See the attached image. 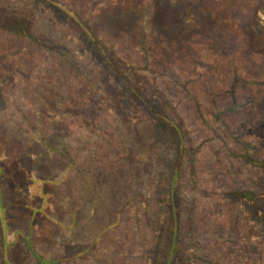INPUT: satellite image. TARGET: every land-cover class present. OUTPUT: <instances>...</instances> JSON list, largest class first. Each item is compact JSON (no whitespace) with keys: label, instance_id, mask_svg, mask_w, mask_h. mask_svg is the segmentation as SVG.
<instances>
[{"label":"rangeland","instance_id":"rangeland-1","mask_svg":"<svg viewBox=\"0 0 264 264\" xmlns=\"http://www.w3.org/2000/svg\"><path fill=\"white\" fill-rule=\"evenodd\" d=\"M133 1H135V3L137 2L136 5L138 6L137 11L134 13L144 15L138 16L139 22L131 21L133 17H131V14L129 13H131L134 7L126 6L124 17H119L117 14L115 18V14L113 15L112 21L108 22L103 16V20L98 23L97 20L95 21L96 14L110 12L117 13L119 7L115 0H105L103 3L101 2V4L96 3L94 0H35V3L31 0H0V11H3V13L0 14V52L6 56L9 55L7 52L13 54L7 56L9 60L5 62V70L0 68V77H4V83H2L3 87L0 89V104L3 109H5H0V164H2L5 170L14 165V173L20 172L17 170L19 167L21 171H24V175L29 174L32 170L37 172H42V169L44 170L42 163L46 161L48 163L47 158L40 156H37L39 158L35 157L44 150L43 147L37 143L40 140L34 142L28 141V133L31 134L33 132V129H31L30 126L33 125V127H38V132L41 131L42 133L40 134L47 138L54 137L56 128L60 133L58 134L59 136L57 140L54 138L51 140L52 143L53 141H57V143L60 142V145L65 144L66 146L81 143L79 145L80 149L82 146L85 149L87 148L85 142H88L89 136H91L90 139L93 142L94 139L99 140L100 150L106 151L112 160H114L115 154L120 153L125 155L126 159L124 162H126L125 165H127V168L124 166V168H120L122 171L121 174H119V172L117 174L115 173V169L109 168L111 173H115L116 175V177L113 175L111 177L105 176V173H107L106 169H108L107 166H102L101 162L96 164L95 173L98 174V178L93 182V186L97 189L101 186V188L105 190V198H110L108 201H106V199V202L95 200L92 197L85 199L82 193H80V197H78L74 183L68 184L69 182L62 181V176L54 172V166L51 165L53 169H49L52 173L50 174L51 179L48 181L51 183V186H49V193L54 197V207L56 205L58 212L50 219L41 216L36 218L34 216V221L32 220V214H28L25 209L21 211L22 208H17L16 205L18 204L15 202L16 199H14L12 191H10L12 189L15 190V198L18 194L21 196V193L23 192L20 191L21 187L18 186L20 184H11L7 177L1 179L0 264H16V262L19 264H171L170 261L173 259H177L178 264H185L175 253L170 254L171 250L167 248L169 238L168 233L172 227L171 218L167 215L164 217V212L162 210L163 207H160L158 202L152 203V209H155L154 211L151 210L152 214L158 221H160L161 225H159L155 232L157 234L152 235L155 238V242L153 244L154 250H152L149 262L146 258L149 257V254H144L142 251L141 255L144 256L142 257L140 255L139 258L137 257L138 254H140V250L143 248L142 246L134 248L132 245L133 243H131V245L128 243L129 246L126 245L121 248L122 245L120 246L118 244L117 237L120 235V241L125 238L122 237V234L124 233L121 234V229L124 230L127 227V224L120 223L116 226L117 223L115 225L113 223L114 217L105 219L102 207L108 208V212L112 210L113 212L117 211L116 215H118L120 208L117 210L118 204L115 205V201L112 200H117L115 196L116 194L128 190L129 182H131V185L135 186L134 196L130 194L128 197L129 201L134 202L135 198L137 203L140 196L146 201H154V196H156L155 193L164 191V184L167 180L166 177L169 175L164 172L175 167V163L178 162L177 158H181L180 162L183 163L184 176H186V179L192 176V173L195 174L194 176L202 173V177H206L207 173L210 171L209 169L213 165L212 162L207 161L208 158L206 157V154L208 150L203 148L201 152L194 151L192 153L190 151H183L177 153L175 156L172 154L173 151L167 146L162 147L164 151L161 150L162 152L158 154L157 158H155L154 148L147 146L144 141H139V136L137 141L132 139L133 134L130 129L133 127H130L129 124L131 121H135L134 116H138L139 114L137 104H130L129 106V103L125 101L123 97L118 99L124 88H121L119 86L120 84L118 85L115 83L112 76L107 75L108 77H104L103 71H105V66L106 68L109 66L112 72V68H114L121 73H126L128 72V68H133V73L131 74L133 76H143L144 79H147L150 84V90L147 92L150 94H156L153 97L154 99H152V96L148 99L150 107L155 104L158 106L159 99L157 96L162 93L166 100L164 111H166L168 116L171 117L177 125L181 126L182 129L191 130L196 123V116L199 113L197 110L200 108L203 111L208 110L210 106L213 107L209 98V93L217 88L216 83H214L213 80L225 84L228 82V79L222 77L220 72V70L223 71V65L220 66L223 58L219 62L220 59L216 58V53H210L208 50L201 49L199 45H196L197 40L195 36L189 33V35L184 34V37L183 35L181 37L186 40H181L180 42H182V44L188 43L187 45L192 48L190 49L192 52L189 54L190 59L194 61L193 66L195 68L192 73H189L188 71L193 68V66H190L188 71H185V63L180 64L178 67L183 69L186 74L183 77H178L181 73L176 70L177 75L172 78V81L167 77L159 76L160 74L158 73H161L160 67L156 64L154 57L148 56L141 49L148 48L150 49V52L156 49V46L154 45L156 44V34H163L164 31L168 30V28L165 27L168 20L172 21V23H177L169 28L170 32H184L183 28H185V24L183 22L184 20H187L189 16L191 17L190 14L192 11L193 15L196 11L199 13V18L197 20L192 22L193 16L190 19L191 27L198 31L201 26H204L206 21H213L215 23L220 21L223 22L226 34L238 33V30L244 31L245 26L250 27L259 22V19H253V15L256 10L258 13H260L259 9L264 11V0H260V3H258L259 0H207L209 5L212 3L213 6L220 9L219 11L223 13L222 20L216 16L206 15V12H202L209 7V5L204 4L206 0ZM31 2L33 4H31ZM30 4L32 6H30ZM58 6L64 7L65 10L76 11L80 16L81 21L91 26V29L94 30L97 37L103 40L105 50H103L101 56H104V61H102V58H99L100 55L96 54V57L89 55L90 57L87 56L88 58L84 61L85 64L82 65L73 59L74 53L72 51L70 52L69 45L66 46L64 44H54L53 46V48L59 49L57 51L59 54L60 52H63L60 55H57L52 46L47 44L52 56L57 55L54 58L61 62L62 65L59 62L55 65L54 61L50 59L53 63L48 66L49 62L47 58H51L49 55V57L45 56L46 58L40 57L39 59H41V61L37 59L38 55L36 51L39 48L35 47L36 43L42 44L45 36L41 25H49L50 21L47 17L53 19L56 12H61ZM14 7L16 10H20L21 13L16 14L15 11H12V16L15 17L9 19V22L11 23L9 25H12L13 27H11V29H13L12 33V30L9 29L10 27L8 28V26H6L7 24L4 22V17H7L9 13L8 10L11 8L14 9ZM32 8L34 11L31 10ZM27 10L32 11L30 16L26 13ZM23 11H25V13ZM251 13H253L252 20L250 19L251 16H249ZM146 14H148V21H143ZM170 15H172L174 19H172ZM30 17L32 18L29 19ZM243 19H246L244 20L246 23H243ZM28 20L31 21V23L26 25ZM238 20L241 21L239 22ZM102 21H104V23ZM263 21L264 15L262 20L263 25H261L263 26V29L259 26L258 31L254 32L258 33L256 38L257 42L264 45ZM234 22L242 23L243 25L236 27ZM128 24L134 25V27L130 28L131 33L127 36L126 27L128 28ZM108 25H111V27L116 26L114 34H112L113 31L110 32L108 27H106ZM119 27L122 28V30L118 31L117 28L119 29ZM141 32L145 33L143 37ZM153 34L156 36L155 40L152 37ZM69 35L71 36L72 32H70ZM239 35H236L239 37L238 41L242 42L244 36ZM19 37L27 38V43L22 41ZM123 39L124 42H129L128 46L126 45V42L121 43ZM130 39H132V42H130ZM150 45L152 46L151 48ZM197 46H199V48H197ZM93 48L96 50V47ZM106 52L107 55L109 54L108 56L105 54ZM81 53L83 54L82 51ZM146 55L148 57H146ZM234 55L235 54L233 53V56ZM223 56L224 59L228 58L226 54ZM1 58L2 56L0 55V59ZM176 62L178 63V61ZM181 63H183V61H181ZM187 64L189 63L186 62V65ZM131 74L129 76H131ZM76 75H80L79 84H75V78L73 80L71 79V77H75ZM168 77H170L169 74ZM54 79L62 85V89H56L53 86ZM105 82H108L110 91L103 90L107 89L104 87ZM89 83H92V85ZM131 83H134L133 78ZM209 83H211L213 88L209 87ZM85 87L89 89L85 90ZM95 90L102 91V99H105L104 108L102 107V110H100L103 112L101 114L103 120L100 123L99 121H96V126L104 129V134L116 130L117 134L111 138V142L115 144V148L113 149L107 147L105 140H101L99 137L97 138L96 135H91L80 120H77L78 122L74 121V123L71 122V119L74 117L72 112L74 109H82L84 111L91 109V96L92 93H95ZM115 90H118V93L120 94L117 95ZM259 90L261 89H256L255 92L249 96L252 100L250 104H252V108L255 111L259 107L260 101L264 100L263 98L261 99V93ZM145 92L146 91L143 93ZM30 103L33 104L34 111L32 114L39 115L37 110L41 111L43 122L51 124V126H48L47 128L46 126L41 125L42 123L37 124V119L36 121L34 118L31 119V115L27 112V106ZM238 105L239 108L233 109V111L236 110L235 112L243 113L245 107H243V104L241 103H238ZM141 108L145 107L142 106ZM144 115H146V113ZM96 116L97 113L95 114V117ZM236 116L238 120H242L241 115L239 116L237 113ZM85 117L89 118V112L88 116L85 115ZM77 123H79V126ZM258 123L259 120L256 125ZM239 125L240 122L238 125L234 123L232 130L236 132ZM254 128V125H250L249 127L251 130ZM23 130H27L28 133L24 134V132H22ZM41 135L38 139H40ZM18 139L24 141H18ZM259 141H261V144ZM193 143L195 144L194 141ZM251 145L257 146L258 149L256 150V153L252 149H249V151L238 149L236 154L238 156L229 159L225 158V162H227L226 165L230 163L235 167L233 169H240L236 178H230L233 182L237 183L235 188L237 189L236 191L240 193L243 192V189H240L242 186L241 182L247 177V171L242 168L244 160L248 158L252 160V158L263 156L261 153L262 150H264V136H262V139L257 137L256 142H252ZM186 146L188 147L187 144ZM25 147L31 149L34 156L33 158H27V164L29 166L26 165L25 167L23 164L24 167L22 168V166H20L22 164L18 166L16 165L20 162L17 159V153L18 151L25 149ZM91 151L93 150L91 149ZM95 152L96 154L98 153L94 150V154ZM146 156L149 157L147 160L151 163L150 166L147 164V160L145 159ZM101 157L102 155L99 154L98 158ZM79 158L86 159L85 156ZM173 159H176L175 163H173ZM102 160H105V158L103 157ZM38 165H41L42 168H39ZM157 168L158 171L155 172ZM190 168H192V170H187ZM124 170L132 171V174L130 175L131 178L127 177L128 173H123ZM258 171H260L259 168L253 167L250 172ZM133 173H138L139 177L133 175ZM151 174L152 176L147 179L146 177ZM255 175L257 176L256 173ZM256 176L251 175L253 178H256ZM101 182H105L108 185L112 184L113 186L102 187ZM190 184L196 187V180L191 181V183L186 182L185 185L189 186ZM123 185L125 186V191H123ZM9 187L11 189H9ZM227 192L228 193H225V195L231 197V190L228 189ZM252 192L253 193L247 192L246 194L252 203L264 207V186H259V190L253 189ZM198 195L199 201H204L203 203L206 204L207 209H205V211L209 215L211 208L209 209V206L207 205L209 204L207 196ZM20 196H18L19 200L21 199ZM78 198H80L81 202L78 201ZM82 198L85 200H81ZM208 199H211L210 201L212 202L216 200V197H208ZM7 204L9 205L7 206ZM131 204L132 203L128 205L130 206ZM245 207L238 206L236 209V207L231 208L227 205L224 211V216H222L223 212L221 211L218 214H210L208 217L209 222L213 227H215L219 221L220 226L218 229L224 231L223 233L225 237L223 238V243L221 242L220 244L221 247L219 246V250L223 255L219 254L218 257V259H221L220 262L222 264H258L256 255L250 253L249 248L244 247L243 245L247 241H252V246H254V242L264 248V244L262 245V242L264 243V237L262 238V235L256 234L255 238L249 236L251 224L256 232L257 226L259 227L263 225L264 209L260 212V215L257 216L255 213L257 209L255 211V208L247 209ZM121 215L123 214H120L119 216ZM38 222L43 223V225L38 227ZM124 224L125 227L123 226ZM3 225H6L9 229L6 227V231H4ZM225 227L227 229H225ZM14 229L19 233L15 236H10L11 234L9 235L8 232L14 231ZM151 232H153V230ZM145 234L149 235L148 232ZM158 235L161 236L160 241H157ZM5 237L6 240H12V237H15L17 239L14 245L15 247L12 245L9 247H6L5 244L3 245L2 242L5 241ZM138 239L141 245L143 237ZM181 244L184 247H187L186 241L183 239L181 240ZM249 245H251V242H249ZM214 247L216 246L212 243V250ZM222 247L225 249L228 247V249L225 251ZM133 248L134 250H131ZM5 249L7 252H5ZM13 251H15V257L18 258L20 256V258H18L19 262L14 257ZM146 251L147 249L144 250V252ZM227 252H234L238 254V256H245V258L242 259L239 256L235 262L230 261L226 259ZM123 253L129 256L130 260L120 259ZM178 255H180V253ZM7 257L11 258V260L7 261ZM20 259L23 260L20 261Z\"/></svg>","mask_w":264,"mask_h":264},{"label":"trees","instance_id":"trees-1","mask_svg":"<svg viewBox=\"0 0 264 264\" xmlns=\"http://www.w3.org/2000/svg\"><path fill=\"white\" fill-rule=\"evenodd\" d=\"M33 3H35V0H31ZM96 3L101 4L105 0H94ZM118 4V11L117 13H99L96 14V19L98 23H100L101 20H103V16L106 18L105 20L108 22H111L113 19V15H115V18L118 14L119 17H124V14L126 12V6L134 7V9L131 11V17L132 22H139L138 16H142L143 14H137L134 13L137 11L138 6L136 5L135 1L133 0H115ZM31 2V4H33ZM141 3V2H140ZM260 3V0L259 2ZM30 4V6H32ZM94 4V3H92ZM204 4L209 5V2L206 0ZM12 5V4H9ZM61 12H56L53 16L55 18L50 19L51 17H47L49 19V25H41L42 31L44 32V42L42 44H37L35 47H38L39 49L36 51L38 55V60L40 57L47 58L48 59V66H50L54 61L55 65L59 61L56 60L54 57L57 55H60L63 52H60V54L57 52L58 48H53L54 44H64L69 47L70 52L72 51L74 53L73 59L77 61L78 63L84 65L85 59L88 58L87 56H94L100 55L99 58H102V61H104V56L102 55L103 50H105L103 40L97 37V34L94 33V30L91 29V26L87 25L85 22L83 23L80 19V16L76 13V11L73 10H65L64 7L58 6ZM225 8V7H221ZM259 8V5H258ZM5 10V9H3ZM34 11V9H31ZM220 9H217V7L213 6L212 3H210L207 10L202 11L206 12V15H213L220 20L223 17V13L219 11ZM223 10V9H222ZM8 16L4 17V22H6V26H8L9 29H11L12 25L9 22V19L15 18L12 16L13 12L15 11L16 14H20V10H16L11 8L8 10ZM13 11V12H12ZM32 11H26L30 16ZM260 13L256 10L255 14L251 13L249 16L252 20L257 18L259 19V22L255 23V25H252L250 27H246L244 31L238 30V33H231L226 34L224 29L225 26L223 22H208L206 21L204 26H201L199 31L197 29H193L190 24V19L192 18V22L194 20H197L199 18V13L196 11L194 15L191 12V17L187 20H184L185 28H183L184 32H170V27L173 25H176L177 23H172V21H167L165 27L168 28L167 31H164L163 34H156L157 38L155 40L154 34L152 37L154 38L156 44V49L152 52H150V49L145 48L141 49L145 54L148 56L154 57V60L156 61V64L159 65L161 73L159 76L167 77L170 80L173 81V77H176V70L180 71L181 75L178 77H183L186 73L185 71L192 67L194 65V61L190 59V52H192V49L190 46L186 44H182L180 42L183 39L184 34H192L195 36L197 42L196 45H199L201 49H206L210 53H216V58L220 59L221 61L220 66L223 65V68L221 72L222 77H226L228 79L227 84L223 82H218L217 80H213L214 83H216L217 88L214 89L212 92L209 93V98L211 100L212 106L208 110H197L199 113L196 116L195 124L192 127L191 130L188 129H182L181 126L177 125L171 117L168 116V113L164 111V104L166 103L164 95L161 93L158 97V106L152 105L150 107L149 103V97L152 96V99H154V93H148L147 91L150 90V84L147 81V79H144L143 76H133L131 73H133V68H128V72L121 73L119 71H116L114 68H112L113 72L110 70L109 66L106 68L104 72V77L107 75L112 76L115 81L121 88L122 94L119 96L118 99H123L127 101L130 106V104H137L138 108V116L135 117V121H131L129 124L130 127H133L131 130V133L133 134L132 139H135L137 141L139 136V141H144V143L147 144L150 148H154V156L155 158L158 157V154L164 151L162 147H169L171 151H173L172 154L176 156L177 153H181L183 151H190L191 153L194 151L201 152L203 148L207 149L208 152L206 154V157L208 158L207 161H210L213 163L212 167L209 169L210 171L207 173L206 177H202V173L200 175L194 176L195 174L192 173V176L188 177L186 179L184 176V167L183 163L180 162L181 158H177L178 162H176V159H173V163H175V167L173 169H170L169 171H166L164 173H168L169 175L166 177V182L164 184L165 188L164 191L158 193L156 192L154 196V201L151 200H145L142 196L138 198V202L136 203V199L134 198V202L129 201L128 197L129 195L134 196V185H131V182H129L128 190L125 191V186L122 193L116 194L117 200L115 201V205L118 204L117 210L120 208V212L118 215H116V212L109 211L108 208L102 207V212L105 217V219H108L110 217H114V225L118 226L120 223H126L127 227L123 230L121 229L122 237H125L122 241H120L119 237H117L118 244L123 248L128 243H133L132 245L134 248L142 246L143 248L140 250V254H138V258L141 255V251L144 254H149V257H146L148 262L152 255V250H154V242L155 238L152 235H156L155 233L157 231V228L159 227L160 221H158L155 216L152 214V210L154 211L155 208L152 209V203L158 202V205L163 207L164 217L169 216L171 218V225L170 231L168 233V242H167V248L171 250V253H175L178 257H180L185 264H222L220 262L221 259H218L219 254L223 255V253L219 250V246L221 242L223 243V238L225 237L224 231H220L218 227L220 226L219 221L218 224L213 227L212 224L209 222V215L210 214H218L221 211H224L226 206L228 205L231 208L236 209L239 207H245L247 209H254L255 212L258 215H260V212L264 209V207L259 206L258 204L252 203L250 198L246 195L247 192L253 193V189L259 190V186H264V150H262V155L258 158H252V160L245 159L243 167L247 171V177L241 182L242 186L240 189H243V192L236 191L237 189L235 186L237 185L236 182H233L230 178H236L239 174L240 169H233V167L230 163L226 165L227 162H225V158H231L236 157L237 150L242 149V151H249V149H252L255 151L258 149L257 146L251 145L252 142H256L257 137L259 139H262V136H264V100L260 101L259 107L257 110H253L252 100L249 98L251 94L255 92L256 89H261L259 92L261 93V99H264V45L259 44L257 42V32L258 27L263 25V15L264 11L262 9H259ZM6 12V11H5ZM11 12V13H10ZM25 13V11H23ZM3 13V11H0V14ZM144 16V15H143ZM172 19L174 17L170 15ZM33 17V16H32ZM30 17L29 19H31ZM249 19V18H248ZM246 19H243V23H246L244 21ZM143 21H148V14L145 15V18ZM239 22L241 20H238ZM3 22V23H4ZM104 23V21H102ZM264 22V21H263ZM31 23V21H27L26 25ZM236 23V24H235ZM254 23V21H253ZM32 25V24H31ZM234 25L236 27H240L243 24L234 22ZM29 27V26H27ZM108 27L109 31L114 34L115 33V27H111V25L106 26ZM134 27V25L128 24V28L126 27L127 36L131 33L130 28ZM204 27V28H203ZM257 27V29H256ZM13 28V27H12ZM243 28V27H242ZM263 29V26H261ZM260 29V30H262ZM13 33V29H11ZM118 31L122 30V28H117ZM72 32V35L70 36L69 33ZM151 32V31H150ZM206 34H205V33ZM152 33V32H151ZM188 34V35H189ZM242 35L244 36V40L242 42H239L236 35ZM142 37L145 35L144 32H141ZM183 35V37H181ZM239 35V36H240ZM255 35V36H254ZM236 36V37H235ZM18 37V36H17ZM22 41L26 42L28 40L27 38L19 37ZM190 41V40H189ZM78 42V43H77ZM120 42V41H118ZM126 45L128 46L127 41ZM124 39L121 41V43H125ZM130 42H132V39H130ZM135 43V42H134ZM50 44L52 48L54 49V52H56V56H52L50 50L48 49V45ZM140 44V43H139ZM75 46V48H74ZM197 46V48H199ZM67 47V48H68ZM77 47V49H76ZM96 47V50L93 48ZM152 46L150 45V48ZM215 48V49H214ZM152 50V49H151ZM200 50V49H199ZM83 52V54L81 53ZM198 51V50H197ZM111 52V51H110ZM199 52V51H198ZM9 55H13L9 52H7ZM233 53L235 54L233 56ZM107 55V52L105 53ZM150 54V55H149ZM189 54V55H187ZM224 54L228 56L227 59H224ZM0 55L2 58L0 59V68L5 70V62L9 59L7 56L9 55H3L0 52ZM49 55V56H48ZM109 55V54H108ZM107 55V56H108ZM146 55V57H148ZM6 56V59H5ZM89 56V57H90ZM215 58V59H216ZM52 61H51V60ZM178 61V63L176 62ZM183 61V63H181ZM47 62V60H46ZM186 62L189 63L186 65ZM218 62V63H219ZM61 65L62 63L59 62ZM185 63V71L183 69H180L178 66L180 64ZM103 64V62H102ZM191 68L188 72L192 73L194 70ZM217 69V68H216ZM102 73V71H101ZM131 74V76H129ZM168 74L170 77H168ZM79 77L80 75H76L75 77H71L73 80L75 78V84H79ZM108 77V76H107ZM134 80V83H131V80ZM147 81V83H146ZM178 81V80H177ZM212 81V82H213ZM104 82V80H103ZM125 82V83H124ZM2 83H4V77H0V89L3 87ZM114 83V84H115ZM124 83V84H123ZM92 85V83H89ZM53 86L56 89H62V85H60L57 81H53ZM117 86V85H116ZM104 87L107 89L103 90H109L110 87L108 86V82L104 83ZM209 87L213 88L211 86V83H209ZM85 90H88L89 88L85 87ZM242 89V90H238ZM146 91L145 93H143ZM116 94L118 93V90H115ZM102 91L95 90V93H92L91 96V105L88 111H84L82 109H74L73 112V118L71 119V122L74 123V121L80 120L83 123V126L88 129V131L91 133V135H96L97 138L99 137L101 140H105V143L108 148L113 149L115 148V144L111 142V138L115 136L116 130H112L111 133L108 132V134H104V129H101L99 126H96V121H99V123L103 120L102 117V107L105 105V99H102ZM156 99V96H155ZM1 102V98H0ZM151 102V101H150ZM156 102V101H154ZM157 103V102H156ZM238 103L243 104V107H245V111L243 113L235 112L233 109H238L239 105ZM132 106V105H131ZM145 108H141V107ZM104 108V107H103ZM0 109H3V107L0 104ZM135 109V108H133ZM33 104L30 103L27 106V112L31 115V119L34 118L37 124L42 123L41 125H44L48 128V126H51V124L44 123L41 116V111L37 110L39 112L38 114H32L33 113ZM36 112V111H35ZM60 112V111H59ZM89 112V118H86L85 115L88 116ZM97 113V116L95 117V114ZM146 113V115H144ZM239 114V116H242V120H238L236 114ZM81 114V115H80ZM29 115V117H30ZM33 115V117H32ZM71 116V115H67ZM82 117V118H81ZM81 118V119H80ZM98 119V120H97ZM237 119V120H236ZM259 120V123L256 125L257 121ZM78 122V121H77ZM240 122V125L237 128V131L234 132L232 130L233 124H237ZM246 122V123H245ZM36 124V125H37ZM79 126V123H77ZM95 124V125H94ZM232 124V125H231ZM165 125V127H164ZM250 125H254L255 128L253 130L249 129ZM248 126V128H247ZM31 129H33V132L29 134L27 130H23L24 134L28 133V141L34 142L37 140V143L40 144V146L43 147V151L36 155L35 157L40 156L47 158L46 162H43V168L42 172H37L35 170H32V172H29V174L24 175V171H21L18 167L17 170L20 172L14 173V165L8 167L7 170L4 169L2 164H0V180L3 178H8L11 184H20V191L21 196L18 194L15 198V190L12 189L13 197L16 199L15 202H17L18 205L17 208H22L27 211V213L32 214V220L34 221V216L36 218H39L40 216L43 218H52L57 214L58 208L54 207V200L53 196L49 193V186H51V183L48 181L51 179V171L49 169L54 168V172L57 174H60L62 176V181L69 182L68 184H73L76 187V193L78 197H80V193L83 194L84 198L92 197L95 200H101V201H108L110 198L106 197L103 188L101 186L97 189L93 186V182L98 178V174L95 173V167L97 163L101 162L102 166H107L108 169H106L105 176H111L116 177L115 173L121 174L122 171L120 170L121 167L127 168V165L125 161L126 156L123 154H115L114 160L110 158V155L106 153V151H101L99 148V140L94 139V142L90 139L91 136H89L88 142H85L87 148L81 147L79 148V144L77 145H69L66 146L65 144H59L57 141L51 142V140L54 138L57 140L58 134L60 133L59 130L55 128L54 137H45L41 135V131L38 132V127L30 126ZM29 127V128H30ZM97 127V128H96ZM167 130H165V129ZM187 133V134H186ZM235 133V134H234ZM41 135L40 139L39 136ZM164 139V140H163ZM90 140V141H89ZM96 140V141H95ZM100 140V141H101ZM163 140V141H162ZM18 141H24L22 139H18ZM50 141V142H49ZM138 141V143H139ZM195 142V144L193 143ZM261 141H259L260 143ZM52 143V144H51ZM188 145V147L186 146ZM261 144V143H260ZM90 145V146H88ZM90 148V149H89ZM262 148V147H261ZM91 149L93 151H91ZM94 150L98 153L94 154ZM162 150V151H161ZM225 153H224V152ZM101 152V153H100ZM18 157L17 159L20 161L19 164H16L17 166L20 165L22 168L26 167L28 165L27 158H30L34 156L33 151L29 149L28 147H25L22 151H18ZM99 154L102 155L101 158H98ZM222 155V157H221ZM85 156L86 159H80L79 157ZM105 158V160H102V158ZM246 157V156H244ZM255 157V155H254ZM39 158V157H37ZM149 157L146 156L145 159L147 160ZM172 158V156H171ZM189 160V159H188ZM183 161V159H182ZM248 161V162H245ZM24 164V165H23ZM148 166L151 165L149 160H147ZM51 165L54 167L52 168ZM190 165V164H189ZM29 166V165H28ZM39 168H42L41 165ZM123 167V168H124ZM183 167V168H182ZM259 168L260 171L258 172H250L251 168ZM34 168V167H32ZM109 168H113L116 170L114 174L111 173ZM86 169V170H85ZM166 169V168H165ZM164 169V171H165ZM192 170V168L187 169ZM158 171V168L155 170V172ZM5 172V173H4ZM123 173H128L127 177L131 178L132 171H123ZM154 173V172H153ZM257 174V176L255 175ZM23 174V175H22ZM110 174V175H109ZM133 175H136L139 177L138 173H133ZM251 175L256 176V178L251 177ZM152 176L149 175L146 178H150ZM192 177V178H191ZM203 178V179H202ZM253 178V179H252ZM144 179V178H143ZM192 179V180H191ZM131 180V179H129ZM196 180V187L192 186L191 184L189 186L185 185L186 182L195 181ZM102 183V182H101ZM261 184V185H260ZM2 185V182L0 181V186ZM56 185V184H55ZM112 185V184H111ZM111 185H108L107 183L103 182L102 187H112ZM9 189H11L9 187ZM22 189V190H21ZM132 189V190H131ZM230 189L232 194L231 197H227L225 193H228L227 190ZM1 191V187H0ZM133 192V193H132ZM103 193V194H102ZM200 196H207V201L209 200V215L205 211L206 204L203 203L204 201H199V195ZM249 194V193H248ZM21 199L19 200V197ZM101 196V198H100ZM208 197H216L215 201H210L211 199H208ZM137 198V196H136ZM81 199V200H85ZM56 201V200H55ZM78 201H80V198H78ZM105 201V202H106ZM129 201V202H128ZM188 201V202H186ZM81 202V201H80ZM132 203L130 206L128 204ZM4 204V201H3ZM112 204V203H111ZM138 204V205H137ZM1 205V201H0ZM9 204H7L8 206ZM15 206V207H16ZM22 206V207H21ZM264 206V205H263ZM104 208V209H103ZM152 209V210H151ZM108 210V211H107ZM120 214H123L119 216ZM112 222V221H111ZM138 222V223H137ZM251 222V221H250ZM110 223V222H109ZM140 224V225H139ZM226 224V223H225ZM262 226H257V232L252 228V224L250 225V234L249 236H253L255 238L256 234L262 235V238L264 237V223H262ZM40 225H43V223L38 222L37 226L41 227ZM125 227V224L123 225ZM4 231H6V225L4 226ZM61 227V226H60ZM1 228V224H0ZM8 228V227H7ZM9 229V228H8ZM225 229H227L225 227ZM253 229V231H252ZM153 230V232H151ZM126 232V234H125ZM129 232V233H128ZM149 233V235H146L145 233ZM6 233V232H5ZM10 236H15L17 233L16 230L8 232ZM8 235V236H9ZM5 236V235H4ZM130 236V237H129ZM143 237L141 240L142 243L140 245L139 239ZM131 238V241H130ZM186 241V246L184 247L181 244V240ZM16 238L12 237V240H6L2 242V244L6 247L13 246L15 247ZM161 240V236L158 235V240ZM8 241V242H7ZM249 242H251V245H249ZM212 243L216 246L212 250L211 245ZM143 244V245H142ZM264 243L262 242V245ZM252 241H247L243 246L248 247L250 253L256 255L258 264H264V248L260 247V245L256 244ZM221 247V246H220ZM17 248V245H16ZM15 248V249H16ZM131 249V250H134ZM189 248V250H188ZM225 251L228 249V247L225 249L222 247ZM147 249L146 252L144 250ZM5 252L7 250L5 249ZM14 257H15V251ZM180 253V255H178ZM226 253V252H225ZM6 255V253H5ZM174 255V254H173ZM226 259L230 261H236L238 257L244 259L245 256H241L236 253L227 252ZM142 257L144 255H141ZM16 260L19 262L20 256ZM120 259L130 260V257L125 255L124 253L120 257ZM11 258L7 257V261H10ZM23 260V259H22ZM20 259V261H22ZM127 262V261H126ZM130 262V261H129ZM171 264H178L177 259H173L170 261ZM16 264H19L16 262ZM25 264V263H22Z\"/></svg>","mask_w":264,"mask_h":264}]
</instances>
